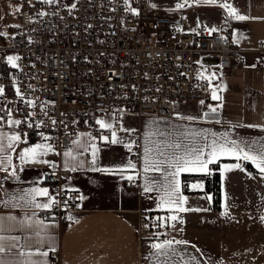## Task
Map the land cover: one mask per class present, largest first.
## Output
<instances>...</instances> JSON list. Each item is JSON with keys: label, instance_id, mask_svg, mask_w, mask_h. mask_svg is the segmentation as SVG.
<instances>
[{"label": "crops", "instance_id": "0c3cea01", "mask_svg": "<svg viewBox=\"0 0 264 264\" xmlns=\"http://www.w3.org/2000/svg\"><path fill=\"white\" fill-rule=\"evenodd\" d=\"M225 3L249 19L236 20L229 15V10L221 7ZM201 7L214 12L212 14V11H208L212 14L210 17L213 16L208 20L210 23L196 18L190 19L187 12L179 14L187 17L190 29L204 24L211 30L214 28L216 32L224 33L226 27L231 26L234 32L231 41L240 48H254L264 42V0H214V3L205 2ZM3 39L4 45L10 41L5 37ZM210 72L218 73L221 77V99L215 103L193 105L189 110L179 107L176 109L175 118L126 114L125 120L122 117V129L116 132L123 143L105 142L102 137L106 135L91 136L87 132L81 133L84 135L80 134L77 139L80 145L73 143L67 150L77 160L66 158L64 152L62 166L70 170L73 164L83 162L76 171H71L70 178L64 183L65 188L79 191L84 197L83 211L70 215L63 223H58L40 216V211L45 209H35L32 229L10 235L32 236L30 243L35 244V233L41 231L46 239L40 250L48 251V256L36 258L47 260V264H55L52 253L57 250L60 251L59 264H155L154 260L148 259L153 252L150 245L166 239L187 241L186 246L176 247L182 248L190 256H195L194 264H264V220L261 219L264 217V174L251 161H238L233 156L225 155L209 164L206 172H181L178 177L180 195L186 198L183 206L198 211L181 212L175 207L161 205V185L165 184V180L158 172L144 171L146 145L153 150L152 155L156 154L158 146L167 152H172L169 145L176 143L182 146H200L204 143L201 133L215 132L219 136L220 133L227 132L229 139L245 142L241 144L245 150L253 142L255 148L264 145V72L257 56L247 55L239 65ZM211 108H216V112L212 113ZM205 113L208 115L205 116ZM111 116L112 120L106 119L105 122L113 126V115ZM187 116L194 119L182 118ZM15 120L17 118L12 116L11 121ZM16 126L10 124L9 130L0 131L6 134L3 138L6 149L3 155L11 156V165L7 162L3 165L8 171L0 168V216L12 215L21 219L25 216V211L4 206L3 201L8 199L5 191L16 193L31 187L49 190L44 183L43 165L48 163L51 152L39 157L47 163H22L19 153L40 143L20 140L14 145V150L7 149V136L17 135ZM136 130L140 131L142 139L140 163L132 159L128 147H131L133 132ZM90 137L95 139L91 140ZM107 137L110 141L111 136ZM92 143L100 149L95 166L92 164ZM129 161L135 168L128 167ZM236 164H240V169L243 170L234 168ZM214 165H218L220 173L219 211L213 209V195L205 192L204 181L190 179L184 183V177L188 175H212L216 171ZM13 168L16 169L19 180L9 174ZM227 168L233 170L226 171ZM131 183H139V186L132 187ZM146 183L152 186V191H144ZM184 184L187 191H184ZM49 196L53 197L50 190ZM37 200L43 203L47 198L37 197ZM27 215L31 217V211ZM148 215L165 216L168 221L163 232L157 233L146 228L145 225L149 222L145 219ZM173 215L177 217L176 220L171 219ZM40 220L44 221L46 227L41 228L36 223ZM47 237L51 239L48 240Z\"/></svg>", "mask_w": 264, "mask_h": 264}, {"label": "built area", "instance_id": "2783aa9c", "mask_svg": "<svg viewBox=\"0 0 264 264\" xmlns=\"http://www.w3.org/2000/svg\"><path fill=\"white\" fill-rule=\"evenodd\" d=\"M19 1L12 45L0 47V131L10 129L15 115L20 140L52 146L44 183L57 203L40 211L45 220L63 223L83 211L81 193L64 187L72 172L62 166L63 153L81 133L111 136L126 114L175 118L179 107L215 103L221 77L210 71L230 69L247 55L257 56L264 72V42L236 47L231 26L224 33L204 24L190 29L187 17L154 9L148 0H75V7L62 0ZM10 53L20 58L15 68ZM107 114L112 129L96 123ZM130 152L142 161L139 130ZM59 256L52 253L55 264Z\"/></svg>", "mask_w": 264, "mask_h": 264}, {"label": "snow or ice", "instance_id": "6c2138e0", "mask_svg": "<svg viewBox=\"0 0 264 264\" xmlns=\"http://www.w3.org/2000/svg\"><path fill=\"white\" fill-rule=\"evenodd\" d=\"M46 2H51V0H46ZM127 2V0H125ZM208 3H214V0H207ZM183 4H178L177 7H183ZM75 7V5H73ZM155 7V5H153ZM221 7L229 10V15L234 17L236 20L245 21L249 17L245 15L238 14L237 10L231 5L225 3ZM135 13V10H133ZM41 15H44L41 13ZM216 31V29H212ZM20 58L18 56H8V63L12 67H16V61ZM3 93V89H0V94ZM17 94H19V89H17ZM213 99H221L219 96L213 93ZM29 103H32L29 101ZM203 103V101H201ZM222 106V105H221ZM211 112L215 113L216 108H211ZM205 116L208 113L204 114ZM183 119L193 120L194 117L187 116L182 117ZM219 122V121H217ZM10 124L19 125L21 121L15 120L10 121ZM55 123V121H53ZM101 128L112 129L111 123H106L104 120L98 119L96 121ZM239 126V125H237ZM31 127V125H29ZM248 127H255V125H248ZM6 134L0 133V168L7 172V168H3L5 162L11 165V156H4L6 149L3 145V138ZM84 135V134H81ZM201 138L204 141L200 146H182L180 143L169 145L173 149L172 152H167L160 148L159 146L156 149V154L152 155V149L147 145L144 148V171L147 173L149 171L158 172L162 175L165 180V184L161 185L163 194L160 197L161 205H167L169 208L175 207L178 211H198V209H187L183 205L186 202V198L180 195V181L178 179L179 175L183 171L190 170H199V171H208V165L217 161L221 156L230 155L233 156L236 160L251 161V163L259 169L260 173L264 174V145H260L259 148H255L254 144L248 146V149L245 150V147H242L241 144L245 142H238L235 139H229V133H220L217 136V133L213 132L210 134L201 133ZM44 139H49L44 137ZM91 140H94L95 137H90ZM102 139L105 142H110L112 144L123 143L115 131H112L111 140L109 137L104 136ZM7 149L14 150V145L20 141V136L16 134L7 136ZM75 144L80 145V141H74ZM91 147V156L92 164L95 166L97 153L100 149L96 146L95 143L90 145ZM130 148V145L128 146ZM205 149H208L205 152ZM52 146L50 144H37L34 147H28L23 149L19 153V159L22 163H47V161L39 159V157L46 155L48 152H51ZM87 151V147H85ZM66 158L76 161L77 158L71 151L64 153ZM83 162H77L72 165L70 168L71 171H76L77 167L82 166ZM65 165L67 167L68 160L66 159ZM128 167L135 168L130 161ZM236 169H240V164L233 166ZM23 170L22 168L20 169ZM99 171H107V169H95ZM232 168H227L226 171H232ZM243 170V169H240ZM14 179L19 180V176L16 175V169L13 168L12 172L9 173ZM264 178V176H262ZM132 179V177H129ZM152 186L146 183L144 191H152ZM5 196L8 199L3 201L5 207L18 208L22 211H25V216L21 219H17L16 216H0V264H47V260L38 259L36 257H47L48 251H41L40 248L43 246L46 237L41 234V231L35 233V244L30 243L33 240L32 236L24 235H10L13 232H27L32 229L33 224L32 220L36 216L35 209H50L57 202L51 196H49V190L47 188H38L31 187L26 189H21L19 192L12 193L5 191ZM37 197L47 198L46 202H38ZM81 200L84 199L83 196L80 197ZM31 211L32 215L29 217L27 212ZM71 219V218H70ZM172 220H176V216L171 217ZM264 220V217L261 218ZM183 221H181L182 223ZM38 225L41 228L46 227L44 221H37ZM8 233V234H6ZM48 240L51 237H47ZM23 240V242H22ZM188 244L185 240H171L166 239L160 243H152L150 245L153 250L150 253L148 259L154 260L155 264H194L196 262L195 256H190L183 251L182 248L178 249L176 246H186ZM192 247L195 248V245ZM36 250L33 251L32 249ZM50 250H54L51 249ZM199 251V249H197Z\"/></svg>", "mask_w": 264, "mask_h": 264}, {"label": "rangeland", "instance_id": "374dc122", "mask_svg": "<svg viewBox=\"0 0 264 264\" xmlns=\"http://www.w3.org/2000/svg\"><path fill=\"white\" fill-rule=\"evenodd\" d=\"M43 1V0H42ZM56 0H51V2H55ZM66 1L68 6H72L75 0H62ZM149 4L154 9L163 10L168 12L171 15H179L183 14L184 12L188 13V17L196 18L197 20H204L206 23H210V17L214 12L210 9L204 10L201 7V4L207 2V0H148ZM178 4H183V7H177ZM155 5V7H153ZM20 8V1L19 0H0V45H4V37L9 39L4 46H11L12 45V36L13 33L11 28L17 24L18 19V12ZM208 11H212L211 13ZM8 56H13V54H9ZM112 114H107L106 119L111 121ZM15 117V115H12ZM125 120L126 115L122 116ZM136 118H134L135 121ZM123 120V121H124ZM133 121V120H132ZM149 223L146 224V228H151L152 230L160 233L159 231H164V225L167 223L168 220L165 219V216L155 215L150 216L148 215L145 219ZM211 226V224H210Z\"/></svg>", "mask_w": 264, "mask_h": 264}, {"label": "trees", "instance_id": "16d2710c", "mask_svg": "<svg viewBox=\"0 0 264 264\" xmlns=\"http://www.w3.org/2000/svg\"><path fill=\"white\" fill-rule=\"evenodd\" d=\"M10 68L5 61V57L2 58V72L4 75L8 74ZM215 173L212 175L207 174H198V175H188L184 177V183L187 180L195 179L202 180L205 182V192L213 195V209L216 211L220 210L221 205V187H220V173L218 171V165H214ZM184 184V191H187V186Z\"/></svg>", "mask_w": 264, "mask_h": 264}]
</instances>
